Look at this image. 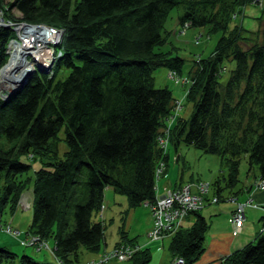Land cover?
<instances>
[{
    "label": "trees",
    "instance_id": "1",
    "mask_svg": "<svg viewBox=\"0 0 264 264\" xmlns=\"http://www.w3.org/2000/svg\"><path fill=\"white\" fill-rule=\"evenodd\" d=\"M250 4L262 12L256 32L233 23ZM175 7L182 9L180 34L190 28L220 34L209 57L194 58L184 82V59L164 49L165 22ZM0 10L7 19L64 31L51 72L37 68L24 86L0 99V205L13 212L21 192L32 187L27 234L52 241L56 260L25 255L27 248L40 251L23 244L21 256L0 246V264H75L81 247L98 253L105 231L92 217L104 209L105 191L125 196L131 208L153 204L170 143L219 156L227 188L239 183L243 157L248 173L255 168L253 176L264 178V0H0ZM12 37L0 28V68ZM159 69L172 72L175 84L189 83L183 98L193 105L189 119L179 115L172 90L155 87ZM63 70L68 74L58 79ZM194 215L193 225L169 243L184 264L196 263L205 251L209 224ZM149 251L131 260L146 264ZM219 264H264V231Z\"/></svg>",
    "mask_w": 264,
    "mask_h": 264
},
{
    "label": "rangeland",
    "instance_id": "2",
    "mask_svg": "<svg viewBox=\"0 0 264 264\" xmlns=\"http://www.w3.org/2000/svg\"><path fill=\"white\" fill-rule=\"evenodd\" d=\"M7 1L11 0H5V2ZM181 13L182 9L180 7H175L168 15L164 28L165 31L169 32L167 37L169 44L164 47V49L165 51L171 50L172 56H179L184 59L185 64L180 76L181 81L184 82L189 75V70L193 66L194 58L209 57L217 43L218 38L220 37V34L207 35L206 31L201 28H190L186 33L180 34L179 28L181 25L179 23V16ZM11 14L16 18L19 17V13L14 10ZM3 16L2 12H0V21L3 23L1 28L14 29V26L20 24L25 26H38L44 31L47 40L52 39L54 33L58 32L59 35L64 34L63 29L59 27L44 23H26L15 19H7ZM261 21V9L256 5L250 4L245 7L242 15H240L236 20H233V23L242 25L244 30L248 32H256L260 28ZM200 35L203 36L199 38ZM14 37L15 35L13 33L12 39ZM60 40L62 41V39ZM197 40L199 41L197 42ZM42 44L43 43L41 42L38 43L37 47L43 46ZM59 52H61L59 49H56L55 51L54 48L55 57L59 55ZM9 58L10 57L6 56L5 64L0 68V71L8 63ZM31 60L32 58H30V61ZM37 67L38 66L30 72L31 76L36 70H38ZM170 73L172 74V72H169L166 69H159L156 72L155 87H167L172 90L174 97L177 99L179 104L183 105V107L179 105L180 109L182 108L179 115L184 119H189L193 112V105L183 99L189 83L185 84V86H182V83L175 84L174 81L168 77V74ZM67 74L68 70H63L58 79L66 77ZM10 92L12 93L13 91L7 90L0 85V99L5 98L4 100H6L9 97ZM58 144L59 153L62 155L66 150L65 143L63 142V132L58 134ZM167 154L169 156V160L167 162V172H165V174L169 177H173V181L176 185L179 183L184 184L179 188L187 186L190 187V195L192 198L196 199V201H194L197 202L195 208L198 209L193 214L199 213L206 208V213H204L205 216H207L210 212H214V210L218 209V206L228 204L229 202L239 204L248 201V199L246 201H242L243 197L240 196L239 200L242 202H238L235 199V196L238 195L239 192L244 191L245 187L249 186L251 182L253 185L252 189L255 190L254 185L258 183L259 180V178H255L253 176L254 174H258L255 168H253L252 172L248 173L249 165L246 162L245 157L242 158L239 168V183H237V185L233 188H227L223 181L224 176L227 174V168L219 156L206 154L193 145H186L183 143L176 149L170 143ZM27 158L31 159L32 155L23 159L26 163L28 162ZM33 165L38 169L39 166L37 163ZM162 181H158L157 183L160 185ZM167 181L168 185H171V182H169L168 179ZM218 182L221 187V194L217 196L216 183ZM248 198H251V196ZM32 203L33 190L31 187L26 188L21 192L15 206L16 208L12 210L13 212L9 210V207L3 208L0 205V246L14 252L18 256H21L23 255L22 251L25 249L23 248V244L27 246L34 244L37 247V250L40 251L39 254L34 253L31 248H27L28 253L34 254L33 258L36 257L35 259H38L39 261H43L45 259H49V261L56 260L53 253L54 243L52 241L49 240V243H47L48 240L40 239V237H37L34 234H27V228L31 222ZM103 208L104 209L101 212H96L92 217L93 221L101 222L105 231L101 248L98 253H92L81 247L78 260L79 262L75 264H134V261L131 259L137 252L144 248L152 249L149 251L151 256L150 261L146 264H163L164 261L167 262L166 264H174L175 260H178L179 257L172 256V253L169 250V243L172 237L180 229L189 228L193 225L185 222L189 215L184 218L178 217L176 219L177 221L174 222V227L172 225H169V227L164 225V229L161 234L162 236L160 237L161 241L157 242L149 239L153 231L152 228L154 227V220L152 219V216L150 219L148 211L149 207L147 205L131 208L125 196L116 194L112 189H109V191H105ZM105 214L107 215L105 216ZM164 220L166 222L169 221L167 216H165ZM179 222H181V224ZM8 230L11 232H8ZM123 233H125L124 238ZM257 233V231L254 233L255 237L257 236ZM249 243L250 242L246 245ZM158 247L160 248L159 250ZM115 248H119V250H127L131 258L128 256L127 260L125 259L121 262L117 261ZM25 255L28 254L26 253Z\"/></svg>",
    "mask_w": 264,
    "mask_h": 264
},
{
    "label": "crops",
    "instance_id": "3",
    "mask_svg": "<svg viewBox=\"0 0 264 264\" xmlns=\"http://www.w3.org/2000/svg\"><path fill=\"white\" fill-rule=\"evenodd\" d=\"M167 179L169 180V182H171V185H168ZM173 180H174L173 177H169L167 174L163 173V177H161V180H159L162 181L161 184L160 185L157 184L158 186L157 194L160 196L161 194H164L168 190L177 189L181 185H184L183 183H179L176 185ZM252 186L253 185L251 182L249 186L245 187L244 191L239 192V194L235 196V199L238 202H242V201H246L247 199H249L248 197L251 196L255 204L264 207V191L253 190ZM107 190L109 191V189ZM240 196L243 197L242 201L239 200ZM235 208H236V203L229 202L228 204L218 206V209L214 210V212H210L209 215L207 216H205L206 208L203 209L201 212H199V214L203 216L205 220L208 222L209 229L205 234V240H204L205 251L195 264H219V261H221L224 257L228 256L230 253L238 249H241L248 242H252L255 238L254 233L256 231L259 232L261 228L264 227V220H263L264 212L261 209L246 208L243 227L236 236H233L232 235L233 229L229 223V219ZM148 211L150 214V210ZM106 215L107 214H105V216ZM150 219H151V214H150ZM195 219L196 216L194 214H190L185 222L187 224H193ZM159 249L160 248L158 247V250ZM25 252L27 253V251ZM166 263H167L166 261L163 262V264Z\"/></svg>",
    "mask_w": 264,
    "mask_h": 264
},
{
    "label": "built area",
    "instance_id": "4",
    "mask_svg": "<svg viewBox=\"0 0 264 264\" xmlns=\"http://www.w3.org/2000/svg\"><path fill=\"white\" fill-rule=\"evenodd\" d=\"M0 12L2 11L0 10ZM1 27L2 26H0V28ZM62 37L63 35L61 34L59 35V33L57 32L55 35L52 36V39H48L51 42V44L47 47L48 49L46 51L53 55L54 48L56 51V48L61 44L60 39H62ZM11 39H10V44H12V41H13ZM58 40L60 41L57 42ZM42 45L44 46V43ZM24 47L27 48V45ZM60 55H61V52H59V55H57L56 58L59 57ZM53 57L55 56L53 55ZM55 59H52V63L50 64L49 67H44V68H51ZM37 68H43V67L38 66ZM173 76L174 74H171V73L169 74V77L172 78ZM177 109H180V106ZM166 142L167 141L165 139L159 140V143L162 144L163 146H166ZM162 172H163V167L161 164L158 167L157 172H156L157 179L160 178ZM254 186H255L256 191H263L264 190V178H259L258 183H256ZM190 194H191V189L189 186L184 187V188L181 187V188H177L173 190H168L161 196L157 195L155 202L153 204L149 206L147 205L149 207L152 219L154 220V227L152 228L153 231L149 237L150 240L157 241V242L161 241L160 237L162 236L161 234H162V230L164 229V225L166 227H169V225H172L174 227V222L177 221L176 219L178 217L184 218L185 216L193 214L194 212L198 210L195 208L197 205V202H194V201H196V199L192 198ZM246 208L261 209L264 212V207H261L253 203L252 198H249L248 201L246 202L236 204V208L233 211L229 219V223L231 224L232 229H233L232 231L233 236H236L243 227ZM165 216H167V219L169 221L166 222L164 220ZM179 223L181 224V222ZM10 230H8V232H11ZM260 231L263 232L264 227H262ZM115 250L117 253V256L115 255L117 258V261L121 262V261H124L125 259L127 260L128 256L129 258H131L127 250H119V248H115ZM174 264H184L183 259L182 258L180 259L178 258V260L176 259Z\"/></svg>",
    "mask_w": 264,
    "mask_h": 264
},
{
    "label": "bare ground",
    "instance_id": "5",
    "mask_svg": "<svg viewBox=\"0 0 264 264\" xmlns=\"http://www.w3.org/2000/svg\"><path fill=\"white\" fill-rule=\"evenodd\" d=\"M2 25L3 23L0 22V26ZM14 27V29L10 30L13 31L15 37L11 39L13 40L12 44H10V40H8L5 48V54L10 57V59L0 71V85L13 92L17 91L28 82L31 78L30 72L34 70L36 66L43 67L45 71H49L50 68L44 67H49L52 63V59L56 58L53 57L55 54L52 55L46 51L51 42L49 40L46 41L45 33L40 27L21 24ZM55 34L56 33H54V35ZM40 42L44 43L43 47H37V44ZM26 45L27 48L24 47ZM30 58H32L31 61ZM50 72L51 70L48 73ZM4 99L5 98L1 100Z\"/></svg>",
    "mask_w": 264,
    "mask_h": 264
},
{
    "label": "water",
    "instance_id": "6",
    "mask_svg": "<svg viewBox=\"0 0 264 264\" xmlns=\"http://www.w3.org/2000/svg\"><path fill=\"white\" fill-rule=\"evenodd\" d=\"M42 73V72H41Z\"/></svg>",
    "mask_w": 264,
    "mask_h": 264
}]
</instances>
